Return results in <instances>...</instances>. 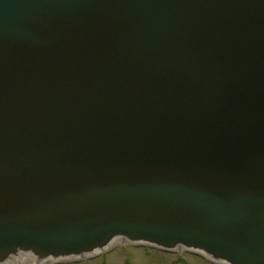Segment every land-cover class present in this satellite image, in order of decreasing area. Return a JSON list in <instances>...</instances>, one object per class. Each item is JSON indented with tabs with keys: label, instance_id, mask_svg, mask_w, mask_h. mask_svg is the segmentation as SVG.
Wrapping results in <instances>:
<instances>
[{
	"label": "water",
	"instance_id": "obj_1",
	"mask_svg": "<svg viewBox=\"0 0 264 264\" xmlns=\"http://www.w3.org/2000/svg\"><path fill=\"white\" fill-rule=\"evenodd\" d=\"M119 238L264 264V0H0V264Z\"/></svg>",
	"mask_w": 264,
	"mask_h": 264
},
{
	"label": "rangeland",
	"instance_id": "obj_2",
	"mask_svg": "<svg viewBox=\"0 0 264 264\" xmlns=\"http://www.w3.org/2000/svg\"><path fill=\"white\" fill-rule=\"evenodd\" d=\"M52 264V263H51ZM59 264H218L207 260L202 255L176 250L164 252L152 247L134 245L126 241L115 242L108 252L97 257ZM221 264V263H220Z\"/></svg>",
	"mask_w": 264,
	"mask_h": 264
},
{
	"label": "bare ground",
	"instance_id": "obj_3",
	"mask_svg": "<svg viewBox=\"0 0 264 264\" xmlns=\"http://www.w3.org/2000/svg\"><path fill=\"white\" fill-rule=\"evenodd\" d=\"M119 240L124 241L123 239L119 238L115 242H119ZM12 261H11V264H33L35 262V259L34 257H24L21 260H15L13 262Z\"/></svg>",
	"mask_w": 264,
	"mask_h": 264
}]
</instances>
